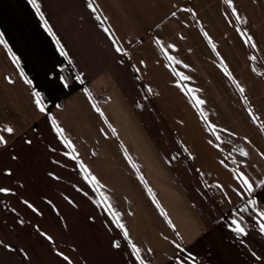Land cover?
I'll return each instance as SVG.
<instances>
[{
	"label": "crops",
	"instance_id": "0c3cea01",
	"mask_svg": "<svg viewBox=\"0 0 264 264\" xmlns=\"http://www.w3.org/2000/svg\"><path fill=\"white\" fill-rule=\"evenodd\" d=\"M40 3L55 36L28 0H0L8 42L0 44V125L14 129L0 128V187L15 189L0 193V264H69L58 251L71 264H139L129 239L146 264H177V256L185 264H264V0H234L246 20L225 0H92L95 13L88 0ZM173 68L191 77L182 83L204 104L175 83ZM33 88L77 159L35 105ZM226 150L241 156L235 166ZM237 169L253 182L257 206L237 191ZM101 193L107 203H98ZM233 216L246 235L228 227Z\"/></svg>",
	"mask_w": 264,
	"mask_h": 264
},
{
	"label": "snow or ice",
	"instance_id": "6c2138e0",
	"mask_svg": "<svg viewBox=\"0 0 264 264\" xmlns=\"http://www.w3.org/2000/svg\"><path fill=\"white\" fill-rule=\"evenodd\" d=\"M28 2H29V4H31V6L35 10L36 15L40 18V20L43 23V25H44L45 29L47 30V32L50 35L55 36V33L53 32L52 27L49 25L48 20L45 18V14L42 11L40 0H28ZM225 3L231 8V13L236 15V19L237 20H241V19H245L246 20V18H243V17H241L239 15L238 9L236 8V6L234 4V0H225ZM87 6L90 9H92L93 13L96 12V7L93 5L92 0H88V5ZM189 11H191V9H189ZM173 15H175V13H173ZM105 31H109V30L108 29H105ZM203 35L205 37H207L209 43H212V39H211V37L209 36V34L207 32H204ZM241 35L246 36V40H245L246 43L252 42V46L255 47V42L253 41V37L247 33V29H244L241 32ZM113 43H115V41ZM156 43L157 44H160V40L157 39ZM0 44L5 45L6 47L8 46V42L4 38V33L3 32H0ZM57 46L60 48L62 55H67V52L64 51L63 45L60 44V42H59L58 39H57ZM170 47L171 48H175L176 45L175 44H172V45H170ZM212 47H213V49H215L216 45L215 44H212ZM161 48L163 49V45H161ZM116 50L118 52H124L125 51L119 45H117ZM9 52L12 54L14 60L18 63L19 62V58L16 57L15 53H12L11 48H9ZM216 54H217V56L220 55L219 52H217ZM165 56L167 57V59L169 61H176L177 63H183V61H177V57L176 56H174V55H168L167 51H165ZM140 63H144V62L143 61H140ZM184 66L185 67H188V65H184ZM221 66L224 68L225 73L229 77H232V73L230 71H228L227 65L222 63ZM173 72L176 75H178V76L181 77V80H176L175 83L177 85H179L183 91H186L189 95H192L193 99L196 102V105L199 106V105L204 104L205 101L201 100L198 96H195L194 95L196 89H194V88H185L184 85H183V83H182V81L191 80V77L185 76L184 73H182V72H177L175 68H173ZM21 75L22 76L24 75L23 71H21ZM81 75H77L76 76V79L77 80L81 79ZM25 79H26V82L28 84H30V85L32 84V80L31 79H28L27 77H25ZM59 79H60V81L63 82V86H65V87H68L69 86L66 77L60 76ZM233 80H234V78H233ZM237 87L238 88L240 87V85H239L238 82H237ZM85 91L87 92L88 90L85 89ZM240 91L243 92V88H240ZM32 94L35 97V105L37 106V108L41 112H44L51 119L52 127L59 134L60 139L62 141H64L68 145L69 148L72 149V152H68L66 154L68 156L72 157L73 159H77L76 156H73V153L75 152V146L72 144V142L70 140H68V138L64 134V129L60 126V124L56 120V118L54 116H52V114L46 108L45 101H44V98H43L41 92L40 91H37L35 88H33L32 89ZM89 95H91V94L89 93ZM245 99H247V98L245 97ZM96 110L98 112L100 111L99 108H97ZM200 115H201V117H203L207 121V116H206L203 108H200ZM253 119L254 120L256 119V116L255 115L253 116ZM208 126H209L210 130H212L213 132H215L216 127H217L216 125H213V124L209 123ZM109 127H111V125H109ZM0 128H2L4 132L9 133V134H11V133L14 132L13 127L10 126V125H7V126L0 125ZM261 130L264 131V125H262ZM225 131H227V129H225ZM220 139H221L220 136H215V140H220ZM245 139H247V137H245ZM6 143H7V140L5 139V136L4 135H0V145H4ZM29 143H30V141H29ZM210 143H211V141H210ZM215 146L217 148H220V144H216ZM184 150L185 151H188L187 148H185ZM240 151H242L244 155H247L248 154L243 149H240ZM189 155H192V153L189 152ZM80 167L86 173L85 179L88 180L89 183H91L93 185H96V186H99L100 185V181L97 179L96 176H94L91 173V171H89L87 169V167L84 165L83 161H80ZM3 171L6 172V173L11 174L12 169L11 168H4ZM52 175H55V174L53 173ZM236 175H237V178L242 181V185H243V188L242 189H238L237 191L241 195H243V193H245V192L249 194L248 199H247V206H257V200L255 198V195H253V188H254L253 182H251L249 180V178L242 171H240L239 169L236 170ZM141 179H143L142 176H141ZM259 183H260L261 186H264V180L260 181ZM14 191H15V189L10 188V187H0V193H13ZM108 200H109V197H107L104 193H101V200L98 201V203H107ZM23 202L26 205H28L30 208H32L34 211H37V212L39 211V209H37L35 207V205L34 204H31L28 200H24ZM48 203L49 204H52V201H48ZM157 204H158V202H157ZM53 207H55V206L53 205ZM108 210H109L110 215H112L113 220L115 221V224L120 229L123 230V235L125 237H128L129 236V233H128L127 228L121 222V220L119 218V213L115 212V210L112 209V206H111L110 203L108 204ZM257 210H258V213H259V217L260 218H264V209H257ZM13 211H15V209H13ZM20 223H23V221H20ZM228 227L229 228H233V230L236 233L246 235V227L244 226L243 218L242 217L233 216L231 218V223L228 225ZM260 232L261 233H264V222H261V224H260ZM42 235L45 236L49 241H52L53 240V237L51 235H49L47 232H42ZM2 243H3V241H0V244H2ZM116 243H117V246H119L118 245V242H116ZM128 243L131 245V249H132L133 255L135 256V258L137 260H139V264H146L145 259L140 256V249L137 247V244L134 243V242H132L131 239L128 240ZM5 247L11 248L12 245L11 244H8V245H5ZM21 251H23V250L21 249ZM58 254L61 257H63L66 261H69V264H71L70 257L67 256L63 251H58ZM25 255H27V253H25ZM190 255H191V253H189V256ZM175 259L177 261V264H185V261H184L183 257L177 256V257H175Z\"/></svg>",
	"mask_w": 264,
	"mask_h": 264
},
{
	"label": "trees",
	"instance_id": "16d2710c",
	"mask_svg": "<svg viewBox=\"0 0 264 264\" xmlns=\"http://www.w3.org/2000/svg\"><path fill=\"white\" fill-rule=\"evenodd\" d=\"M64 72H65V69H64ZM236 157L241 158V156L239 157L236 153L226 150V156H225L226 163L230 164L231 166H235V163L232 161V159Z\"/></svg>",
	"mask_w": 264,
	"mask_h": 264
}]
</instances>
